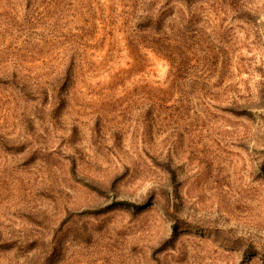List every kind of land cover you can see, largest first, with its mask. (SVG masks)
Listing matches in <instances>:
<instances>
[{"label":"rangeland","instance_id":"1","mask_svg":"<svg viewBox=\"0 0 264 264\" xmlns=\"http://www.w3.org/2000/svg\"><path fill=\"white\" fill-rule=\"evenodd\" d=\"M0 264H264V0H0Z\"/></svg>","mask_w":264,"mask_h":264},{"label":"trees","instance_id":"2","mask_svg":"<svg viewBox=\"0 0 264 264\" xmlns=\"http://www.w3.org/2000/svg\"><path fill=\"white\" fill-rule=\"evenodd\" d=\"M176 1H181V2H184V3H188L189 1H191V0H176ZM145 20V22L147 23L146 24V27H148V28H153V27H157L159 24H158V20H156V19H152V17L151 16H147L146 18H144ZM69 70L70 69H68L67 68V70H66V74L69 72ZM68 75H66V77H67ZM121 205L123 206V207H125V209H128V208H135L136 206L134 205V204H131V203H128V202H121ZM175 220V219H174ZM176 221V220H175ZM179 227L177 226V223L176 222H174L173 224H172V229H173V231H176L177 229H178ZM248 244H253V243H248ZM246 248H247V250H245V256H247L248 255V248H249V246H246Z\"/></svg>","mask_w":264,"mask_h":264}]
</instances>
